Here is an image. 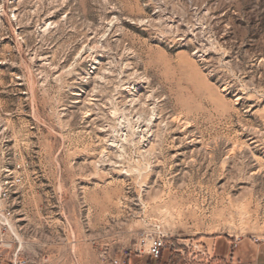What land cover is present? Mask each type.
<instances>
[{"label":"rangeland","instance_id":"1","mask_svg":"<svg viewBox=\"0 0 264 264\" xmlns=\"http://www.w3.org/2000/svg\"><path fill=\"white\" fill-rule=\"evenodd\" d=\"M0 127L21 257L109 264L165 237L200 264L222 237L253 262L264 0H0Z\"/></svg>","mask_w":264,"mask_h":264},{"label":"built area","instance_id":"2","mask_svg":"<svg viewBox=\"0 0 264 264\" xmlns=\"http://www.w3.org/2000/svg\"><path fill=\"white\" fill-rule=\"evenodd\" d=\"M21 180V177L12 170H8L2 179H0V263L4 261L3 248H14L12 249L14 252L11 254L9 261L10 264H39L36 260L20 256L22 247L17 236V228L14 222L15 217L11 207V199H16L19 191H6V181L21 183ZM9 235H13L14 240L10 244L3 243ZM166 245L165 237H157L151 241L142 239L132 247L123 249L118 256L112 257L108 261L109 264H127L132 255H148L157 260L162 257Z\"/></svg>","mask_w":264,"mask_h":264},{"label":"crops","instance_id":"3","mask_svg":"<svg viewBox=\"0 0 264 264\" xmlns=\"http://www.w3.org/2000/svg\"><path fill=\"white\" fill-rule=\"evenodd\" d=\"M233 244L234 242L227 238L218 237L213 242V246L206 249L205 255H200V264H213L214 260L220 264H264V245H257V256L251 262L246 251V244L242 243L240 246L237 244L236 248L233 247ZM180 257L178 254L170 258V255H166L164 251L162 261L159 264H182L183 260H180L179 263L177 261ZM149 258L151 257L148 255H132L127 264H156V262H151Z\"/></svg>","mask_w":264,"mask_h":264},{"label":"bare ground","instance_id":"4","mask_svg":"<svg viewBox=\"0 0 264 264\" xmlns=\"http://www.w3.org/2000/svg\"><path fill=\"white\" fill-rule=\"evenodd\" d=\"M127 58V57H126ZM94 60L96 61V62H98V59L96 58V57H94ZM124 62H126V61H124ZM128 62V61H127ZM127 68H125V69H127V71H129L130 69H131V65L129 64V63H127V66H126ZM132 70V69H131ZM135 73V72H134ZM104 77V76H103ZM101 79H103V78H101ZM126 83H128L127 81H126ZM133 102H135L136 101V99H135V97L132 95V99H131ZM149 128H150V124H149V122H145L143 125H142V129L140 130L141 131V135L144 137H146L147 136V131L149 130ZM0 129H1V127H0ZM115 143V141L113 140V138L112 139H110V145L111 146H113V144ZM113 164V163H112ZM15 186V182L14 181H6V191L7 192H12L13 190H12V188ZM12 207V206H11ZM12 210H13V215H14V217H15V212H14V209H13V207H12ZM16 222V221H15ZM20 238V237H19ZM21 240V239H20Z\"/></svg>","mask_w":264,"mask_h":264}]
</instances>
